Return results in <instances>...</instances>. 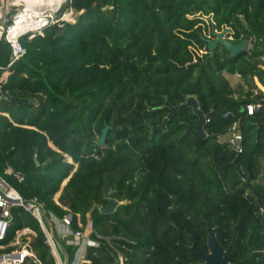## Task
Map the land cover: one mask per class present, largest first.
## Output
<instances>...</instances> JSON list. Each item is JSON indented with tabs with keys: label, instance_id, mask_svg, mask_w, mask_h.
Segmentation results:
<instances>
[{
	"label": "trees",
	"instance_id": "16d2710c",
	"mask_svg": "<svg viewBox=\"0 0 264 264\" xmlns=\"http://www.w3.org/2000/svg\"><path fill=\"white\" fill-rule=\"evenodd\" d=\"M65 8L78 14L76 23L23 38L27 54L10 68L11 48L0 43V77L11 96L0 102V175L47 212L72 214L73 229L92 221L100 246L88 250L85 264H120V255L124 264L195 262L176 244L180 234L208 252L201 218L218 227L226 248L236 226L230 264H264V215L254 194L264 204V188L255 184L264 158V96L235 99L222 76L239 73L264 85V0H69ZM208 17L219 31L234 29L239 42L254 38L251 55L230 59L219 48L206 62ZM190 99L211 117L206 138L191 107L170 117ZM250 103L262 104L252 116ZM236 121L240 154L223 140ZM105 125L111 130L100 147ZM6 164L24 181L5 176ZM67 179L61 206L54 197ZM112 190L127 203L102 214ZM12 216L0 255L29 228L33 252L56 264L39 222L22 209ZM59 249L72 260V247Z\"/></svg>",
	"mask_w": 264,
	"mask_h": 264
},
{
	"label": "built area",
	"instance_id": "2783aa9c",
	"mask_svg": "<svg viewBox=\"0 0 264 264\" xmlns=\"http://www.w3.org/2000/svg\"><path fill=\"white\" fill-rule=\"evenodd\" d=\"M68 2L65 0L56 9H48L43 6L32 7L25 3L21 4L16 7V13L8 24H2L4 9L3 7L0 8V43L5 42L11 48L8 68L21 61L27 54V50L21 42L23 38L31 41L37 36H44L46 29L51 26L62 27L66 23H76L77 18L71 19L75 12L71 8H65ZM2 70L3 67L0 66V73ZM237 76L240 77V75ZM7 81V79H1L0 77V102L6 101L11 97L9 90L5 89ZM261 107V103H250L246 106V111L248 115L252 116ZM213 112L214 110L211 109L210 114ZM228 116L229 113L225 114L224 118ZM205 117V123H210L211 117ZM239 124L240 122L236 121L229 127L227 142L231 149L240 154L244 151V137L239 129ZM4 175L14 178L19 183L24 181L22 172L15 170L9 164H6ZM14 209H22L39 222L56 264H85L88 250L100 246L99 242L92 238V235L95 234L92 221H88L85 226L78 221L80 229L75 230L72 227V214L61 218L52 212H47L44 205L37 198L26 200L8 183L4 176L0 175V242L7 237L12 224V211ZM260 214L264 215V207H260ZM35 237L36 233L29 228L17 231L16 242L14 241L15 243L9 245L14 250L1 254L0 264H43L30 246ZM57 238L64 240L62 243L64 246L74 249L75 252L71 261L65 254V258H63V254L60 253L58 248L60 242L57 241ZM5 248L3 246L0 247V249Z\"/></svg>",
	"mask_w": 264,
	"mask_h": 264
},
{
	"label": "water",
	"instance_id": "95a60500",
	"mask_svg": "<svg viewBox=\"0 0 264 264\" xmlns=\"http://www.w3.org/2000/svg\"><path fill=\"white\" fill-rule=\"evenodd\" d=\"M207 21L210 23L211 26L210 38H205L204 36L201 37L202 40L207 44V49L209 51V55L206 58V62L211 59H214L216 51L220 47H222L223 49H225L226 52L229 53L230 59L240 58L243 54H247L249 52V45L251 42L249 39L244 40L242 43H236V39L233 37L235 35V31L232 28L225 26L222 28L221 31H219L217 30V27L213 22L212 17H208ZM188 107H191L194 114L197 115L199 118V123L195 127L196 130L203 138H206L207 134L204 130L206 117L200 109L198 103L194 99H190L189 103L181 105L178 108H172V113L170 117H172L175 112L187 109ZM167 121L168 119L165 120V123ZM162 127L164 128L165 124ZM110 130L111 126L109 125H105V127L101 130V135L97 142L100 147L105 146L107 136ZM115 192V190H112L110 191L109 195L111 196ZM254 194L258 199L260 207H263L264 204L261 195L258 194L256 191H254ZM110 196H105L103 198V201L107 203V206L100 208V212L102 214L110 215L114 213L120 205H122L117 199ZM201 220L207 232L208 252L201 253L197 251L195 246H188L184 244L181 235L179 234L178 243L176 244V246L182 248L186 252H189L197 259V261L195 262H190L186 264H230L238 239V232L236 226H234L233 239L230 245L226 248L218 239V227L211 226V224L206 222L203 218H201Z\"/></svg>",
	"mask_w": 264,
	"mask_h": 264
},
{
	"label": "crops",
	"instance_id": "0c3cea01",
	"mask_svg": "<svg viewBox=\"0 0 264 264\" xmlns=\"http://www.w3.org/2000/svg\"><path fill=\"white\" fill-rule=\"evenodd\" d=\"M243 18L244 17L241 16V19H243ZM233 37L235 38V35ZM249 40L251 42L249 45V52L247 54L251 55V53L254 50V40L255 39L250 38ZM242 42L243 41L239 42L236 40V43H242ZM220 48H222V47H220ZM261 60L264 62V57H262ZM261 68L264 70V63H263V66ZM237 75H240V74L239 73L230 74L227 71H223V73H222L223 78L228 82L231 90L233 91V97L235 99L246 98V96L249 93L253 95L251 98H256L257 96H264V85L257 77L250 78V80L247 82L241 75H240V77H238ZM228 137H229V135L227 134L223 138V140L227 141ZM258 164H259V168H260V176H259V180L257 181V184L259 186H261L262 188H264V158H259Z\"/></svg>",
	"mask_w": 264,
	"mask_h": 264
},
{
	"label": "rangeland",
	"instance_id": "374dc122",
	"mask_svg": "<svg viewBox=\"0 0 264 264\" xmlns=\"http://www.w3.org/2000/svg\"><path fill=\"white\" fill-rule=\"evenodd\" d=\"M67 2H68V0H67ZM21 3L24 4V2H21V1H19V0H0V8L3 7V9H4V12H3L4 19H2V24H8L9 22H11L12 17H13L14 14L16 13V7H18V5L20 6ZM77 16H78V14L75 13V14L72 16L71 19H76ZM99 138H100V136L98 135V139H99ZM49 145H50L52 148H54L53 145H52L51 143H49ZM67 160H68V162L72 163V160H71L70 158H67ZM77 167H78V166L75 165V169H74V171L77 169ZM67 182H68V179L65 180V181L62 183L61 188H60V191H59V192L55 195V197H54L55 202H56L57 204L61 205V206H62V204L60 203V198H61V195H62L63 192H64V188H65ZM255 184H257V181L255 182ZM109 193H110V192H109ZM109 193H108L106 196H110ZM247 194H250V191H249V190H247ZM110 197H112V195H111ZM126 203H127V202H121V204H126ZM31 238H33V237L31 236ZM57 241L60 242V243H63V242H64V240L61 239V238H57ZM15 242H16V241H15ZM15 242H13V243H15ZM58 248H59V247H58ZM60 252H61V251H60ZM63 258H65V255H64V254H63ZM119 260H120V264H124V258H123L122 255H120V259H119Z\"/></svg>",
	"mask_w": 264,
	"mask_h": 264
},
{
	"label": "bare ground",
	"instance_id": "6f19581e",
	"mask_svg": "<svg viewBox=\"0 0 264 264\" xmlns=\"http://www.w3.org/2000/svg\"><path fill=\"white\" fill-rule=\"evenodd\" d=\"M19 1L24 2L25 4L32 7L43 6L48 9H56L57 7H60L65 0H19Z\"/></svg>",
	"mask_w": 264,
	"mask_h": 264
}]
</instances>
